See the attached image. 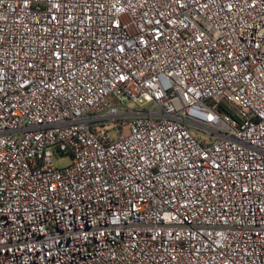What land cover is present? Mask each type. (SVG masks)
Instances as JSON below:
<instances>
[{
  "label": "built area",
  "instance_id": "1",
  "mask_svg": "<svg viewBox=\"0 0 264 264\" xmlns=\"http://www.w3.org/2000/svg\"><path fill=\"white\" fill-rule=\"evenodd\" d=\"M0 264H264V0H0Z\"/></svg>",
  "mask_w": 264,
  "mask_h": 264
},
{
  "label": "rangeland",
  "instance_id": "2",
  "mask_svg": "<svg viewBox=\"0 0 264 264\" xmlns=\"http://www.w3.org/2000/svg\"><path fill=\"white\" fill-rule=\"evenodd\" d=\"M128 108H132L133 106L130 104H127ZM53 164L56 167H66L71 163V159L69 156H58V157H54L52 160Z\"/></svg>",
  "mask_w": 264,
  "mask_h": 264
}]
</instances>
